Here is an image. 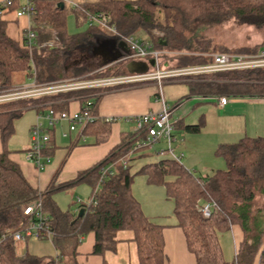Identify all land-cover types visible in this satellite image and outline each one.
Returning a JSON list of instances; mask_svg holds the SVG:
<instances>
[{"label": "trees", "instance_id": "16d2710c", "mask_svg": "<svg viewBox=\"0 0 264 264\" xmlns=\"http://www.w3.org/2000/svg\"><path fill=\"white\" fill-rule=\"evenodd\" d=\"M29 1L35 10L30 16L31 29L35 32L30 47L25 45L23 37L19 44L6 33L1 11L12 5L0 9V88L11 87L14 74H33L37 84H46L75 77L127 73L126 63L119 60L105 65L112 70H96L92 50L100 40L111 38L115 39L118 51L125 55L128 51L125 53L119 46V42H124L119 35L132 36L139 30L148 39L138 40L148 41L154 48L200 52L190 58L186 56L187 64H200L207 60L201 54L213 51L211 40L202 35L206 25L231 19L238 24L260 25L264 22V0H99L77 5L71 10L84 21L87 14L109 15L119 35L97 23L88 25L83 31L69 33L67 10L57 6L58 0ZM161 32L164 41L156 38V33ZM49 42L53 44L48 45ZM260 49H264V42L261 48H245L239 52L256 53ZM82 55L87 56L82 60L85 65H75L73 62ZM117 65L122 71L114 72ZM221 74L228 80L224 86L230 94L264 98V67ZM103 90L65 91L0 102V233L5 232L0 242V264H58L60 261L76 264V247L84 234L94 233L92 253L102 255L115 249V234L122 229L134 233L138 264H165L164 225L143 213L131 192L135 173L130 172L129 164L123 166L121 163L122 157L128 155L129 159L134 152L130 151L136 140H145V131L137 136L133 130L122 136L120 143L105 158L79 172L71 182L59 186L49 184L42 190L34 188L19 165L9 158L7 142L14 133V122L27 108L53 107L68 111L65 107L72 99L79 100L80 105L86 100L91 101V114L95 118L85 123L80 133L87 138L82 141L84 144H97L102 135L109 132L111 122L96 112L99 92ZM185 129L196 132L199 125H186ZM54 149L50 130L42 158H48ZM215 155L224 159L226 168L206 176L189 171L181 161L168 156L140 165L136 173L143 174L148 183L164 187L166 197L173 202L174 225L183 230L187 249L195 256L196 264H227L218 232L228 230L234 224L240 226L243 238L235 260L230 264H264V217L251 214L256 195H264V136H244L234 143L220 144ZM108 165L110 170L102 173L101 169ZM78 182L91 185L90 197L99 183L93 201L81 203L84 212L80 217L70 209L62 210L53 199L55 191ZM209 200L215 202V207L210 216L203 217L198 208ZM33 201L41 203L55 256H37L27 251L18 253L11 239L10 233L25 224L21 208ZM38 238H46V234Z\"/></svg>", "mask_w": 264, "mask_h": 264}, {"label": "crops", "instance_id": "0c3cea01", "mask_svg": "<svg viewBox=\"0 0 264 264\" xmlns=\"http://www.w3.org/2000/svg\"><path fill=\"white\" fill-rule=\"evenodd\" d=\"M2 1L4 0H0V2ZM26 1L27 0H12V6L1 11V18L6 22L5 30L7 35L19 44H22V36L26 29L31 28L33 25L31 18L27 15H16V12ZM59 1L63 2V7L67 10V15L73 14L78 23H83L87 21L78 18L77 14L71 10L72 7L84 3H94L99 0H58V2ZM231 21L235 22L232 19ZM143 36L144 37L141 39H148L145 34ZM156 38L158 41H164L160 33H156ZM100 41L95 47L100 45ZM263 41L259 43L256 40L252 42L253 45L251 46L246 43L243 44V42L238 44L233 43L231 37L216 39L213 35V42L211 41L213 44L212 52H239L241 49L245 48H261ZM124 50L125 53L128 51L126 43ZM162 50L169 52V50ZM175 53L179 55L184 54L183 56H186V54L196 56L200 52L179 51ZM207 53L211 52H205L204 54ZM92 57L95 58L94 66L97 68L96 70H103L110 67L100 65L102 55L98 54L94 56L92 54ZM83 59L84 58L76 59L73 63L78 66L85 65L82 62ZM185 63L187 64V61L183 62V64ZM163 64L164 63H162L161 68H159L160 70H165L166 66H168L166 62L164 65ZM217 73L220 74L222 72ZM217 73L177 77L173 79L163 78L159 81L153 79L140 84L104 89L100 93L101 95L97 102L96 112L102 119L111 120L109 123V132L103 134L101 140L97 144H84L82 141L87 138L85 136L83 137L80 133L82 132L83 126H79L75 131L69 132L67 137H62L61 133L67 131V123L61 121L51 129L52 141L54 142L55 149L51 155L46 158L47 161H49L42 168H38L32 161L26 158L25 150L29 142L30 127L37 120V114L45 113L48 107H42L41 109L27 108L21 115L26 116V119L20 121V116L14 122V133L7 142V147L10 150L9 158L19 165L23 175L34 188L42 190L49 184L54 186L67 184L71 182L79 172L89 169L105 158L109 151L120 143L122 136L131 133L135 129V122L132 121L134 116L148 112L158 113L162 106V96L170 111V115H173L172 120L175 127L173 132L175 136L177 135L179 137V140L175 137V141L184 144L185 153L188 152L186 155L183 153L180 159L184 167L194 173L198 172L197 174L202 176L211 174L219 169H225L226 163L224 159L215 155L216 147L220 144L234 143L244 136H264V98L234 96L230 94L229 90L226 89L224 85H213V83H217L218 81L215 78H208H211L210 76L213 75L217 77ZM35 83L34 79V81L19 84L18 86L28 87ZM221 87L225 88V93H220L218 90L213 89H219ZM215 91H218V93ZM220 97H226L227 101L225 104H219ZM213 102L214 106L212 105ZM80 104L81 102L79 100L72 99L67 103L65 108L68 111H75L80 108ZM210 116L213 117L211 119L213 120L214 129L217 125L220 127V125L230 123L232 120H234V123H230L232 124L231 127H220V132L213 135V147L209 148V156L203 157L199 155V150L196 146L189 144L191 136L188 132H193L186 130L185 126L197 124L200 130L201 125L206 126L208 117ZM15 133L16 135L13 137ZM58 138H60L62 142H57ZM134 153L135 151L130 155L129 159L126 158L129 166ZM146 162L144 161L139 164L142 165ZM139 178H141L139 179L141 187L148 193L147 198L144 197L145 200H139L140 202L137 200L140 203L143 213L154 222L164 225L162 236L164 240L165 264H196L195 256L187 249L183 230L174 225L176 219L173 214V202L166 197L164 187L160 184L148 183L145 176ZM78 183L87 184L91 191V185L87 182ZM75 184L77 183L67 185L53 193V199L57 205L56 193ZM81 203L82 202L79 201L76 207L67 209H70L73 213H77L78 209L81 207ZM242 238L243 232L237 224L232 225L228 230L218 233V240L223 258L227 264L235 260L238 246ZM115 240L116 244L114 250H107L102 255L93 254L94 233L88 232L84 234L76 247L74 257L75 263L103 264V262H105L106 264H138L137 244L133 231L129 229L118 230L115 234ZM24 245L23 247V244H20V248L23 247L26 249V244ZM39 254L42 253L39 252ZM55 254L56 250L54 248V255ZM37 256H52V254ZM60 262L65 264L63 261ZM60 262H58V264Z\"/></svg>", "mask_w": 264, "mask_h": 264}, {"label": "built area", "instance_id": "2783aa9c", "mask_svg": "<svg viewBox=\"0 0 264 264\" xmlns=\"http://www.w3.org/2000/svg\"><path fill=\"white\" fill-rule=\"evenodd\" d=\"M12 4V0H4L0 2V9L6 8ZM35 10L29 0L16 12L17 16L27 15L30 17ZM86 21L88 25L97 23L114 34H117L114 25H112L111 18L106 14L90 15L87 14ZM119 35V34H117ZM121 39L128 46V53L119 58V61L128 63L132 60H143L147 61L150 58L155 59V64L159 63L161 58L162 49H157L152 46L151 43L144 40H138L132 36H121ZM23 42L27 47H30L35 38V32L28 28L23 34ZM51 44V43H49ZM207 58L206 62L194 65H187L174 69L149 70L147 73H124L121 75L103 76L96 78H69L59 82L46 83V84H32L28 87L22 86H11L9 88H0V102L16 100L21 98L38 97L48 94H55L65 91H77L86 90L91 88H113L127 85L140 84L146 81L157 79L158 81L165 79H173L177 77L194 76V75H205L217 72H228L235 70H244L264 67V49H260L256 53H242V52H211L205 54ZM156 68V66H155ZM160 84V83H159ZM101 93V92H99ZM227 101L226 97L219 98V104L223 105ZM162 106L158 113L148 112L141 115H136L132 118L135 122L134 131L137 132V136L141 132H146V138L144 141L136 140L132 144L130 152L150 146L151 142L157 141L164 138L168 143V149L160 150V154H166L169 152L170 155L180 161V156H175L173 148L171 147L172 142L176 140L173 135L174 122L171 118L170 111L165 104L164 98L161 96ZM91 101L86 100L79 109L75 111H59L53 107L47 109L45 113L37 114V120L32 124L29 130V142L26 147V158L32 161L38 168H42V150L46 146L50 137V130L61 121L67 123V131L61 133L62 137H67L69 132H73L79 126H83L88 121L95 118L91 114ZM109 120V119H106ZM128 155L121 158V163L126 166ZM111 166H105L101 169L102 173L110 170ZM98 184L94 187L93 194L89 198V201H93L94 194L98 190ZM215 202L213 200L206 201L199 206L198 210L203 217L210 216ZM21 213L25 224L18 230L10 233L11 239L16 246L20 248L21 242L29 237H39L42 234H46V238L51 236V231L47 228L44 223L43 215L41 211L40 201H33L29 204L24 205L21 208ZM5 237V232L0 233V242Z\"/></svg>", "mask_w": 264, "mask_h": 264}, {"label": "rangeland", "instance_id": "374dc122", "mask_svg": "<svg viewBox=\"0 0 264 264\" xmlns=\"http://www.w3.org/2000/svg\"><path fill=\"white\" fill-rule=\"evenodd\" d=\"M66 25H67L68 32L74 33V32H78V31L86 29L88 23L87 22L78 23L73 14H68L66 16ZM160 34L162 35V32ZM143 35L144 34L139 30V31H136L132 35V37L140 39L144 37ZM202 35L205 38L210 39L212 42H213V35H214L216 39H226L227 37L228 38L231 37L233 43L238 44L240 42L241 43L243 42V44L246 43L252 46L253 45L252 42L256 40L259 43H261V41L264 40V22L261 23L260 25H252V24H238L231 20H225L220 23H213V24L206 25L205 28L202 29ZM49 43L48 45H51ZM100 45H102L104 48L109 50L111 53L118 51V46H117L115 39L110 38V39L101 40ZM178 55L179 54L175 53L174 51L166 52L162 50L159 63L157 65L155 64L156 68L154 69L160 70L159 68H161L162 63L165 64V62L168 63V66L165 65L166 69H174L178 67H183V65L184 66L187 65L186 63L183 64V62L187 61L186 56H188L189 58L193 57L190 54H186V56H183L184 54H181L179 55V57ZM201 56L205 57V54L203 53L201 54ZM88 60L90 59L88 58ZM116 67H117L116 68L117 70H115L114 72L122 71L121 67H118V66ZM108 69L112 70L113 68H108ZM103 70L107 71L106 68ZM223 75L224 74L220 73L219 76L215 77L213 75V76H210L211 78H208V79L215 78L218 81L217 83L220 84L219 86H223L224 84L228 82L227 79L222 77ZM31 81H34L33 74L32 75L14 74L12 76V85H15V86H18L19 84H23V83H29ZM213 89L218 90L220 93L226 92L225 88L223 87L219 89H216V88H213ZM218 91H215V92L218 93ZM212 105L214 106V102ZM172 116L173 115H171V118ZM211 118L213 117L211 116L208 117L206 126L201 125L200 130L198 132H193V133L188 132V134H190L191 136V140L189 144H192V146H196L199 150V155H202L203 157L209 156V153H210L209 148L213 147V135H215V133L217 132H220L221 130L220 127L221 128L231 127L232 124L230 123H234V120H232L230 123H225V125L224 124L220 125V127L217 125L216 127L217 129L216 128L214 129L213 120ZM20 119H21L20 121H23L26 119V116L23 115L21 116ZM16 133L14 134L13 137H15ZM175 137L179 140V137L177 135ZM57 142L60 143L62 142V140L58 138ZM149 145L150 146H145L143 149L135 152L134 156L132 157L133 159L130 163L129 170L130 172L135 173L133 177V182H132V193L137 198L138 201L145 200V198H147V195H148V193L141 187L140 182H139V179H141L139 177H144V175L136 173L140 164L144 161L145 162L146 161H149V162L157 161L159 158L163 156L172 157L169 152H166V154L159 153L160 150L166 151L169 147L167 141L164 138L151 142ZM171 147L173 148V153L175 156H180L181 154L183 155V153H185L184 144H181V142L179 141L172 142ZM48 161L45 157H43V159L41 160V162H43L42 163L43 167ZM195 173L197 174L198 172H195ZM78 189H82V190H78ZM90 192H91L90 187L87 184L77 183L67 189L60 190L59 192L56 193L58 205L60 206L61 209H67V208L76 207L79 201L82 203H87L90 198ZM251 214L264 217V195H262L261 193H258L256 195V198L253 204L251 205ZM21 244H23V247L25 246L24 244H26V249L23 247L17 248V251L19 253L27 250L28 252L35 254V255L52 254V256H55L53 244L51 242V236H49L48 238H43V239H40L37 237H29L25 239L23 242H21ZM39 252H41L42 254H39ZM59 264H63V263L60 262Z\"/></svg>", "mask_w": 264, "mask_h": 264}, {"label": "water", "instance_id": "95a60500", "mask_svg": "<svg viewBox=\"0 0 264 264\" xmlns=\"http://www.w3.org/2000/svg\"><path fill=\"white\" fill-rule=\"evenodd\" d=\"M57 6L63 7V2H61V1L57 2ZM119 46L124 49L125 43L121 41V42H119ZM92 54L94 56H96L98 54L102 55V60L100 63L101 66H105L111 62L118 61L119 58H121L123 55L119 51H115V52L111 53L109 50L104 48L102 45H99L98 47H94L92 50ZM125 67L127 69V72H129V73H139V74L147 73L150 70V68L155 67V59L150 58L147 61L132 60V61H129L128 63H126ZM83 212H84V207H80L78 209L77 216L80 217Z\"/></svg>", "mask_w": 264, "mask_h": 264}, {"label": "flooded vegetation", "instance_id": "af4514ba", "mask_svg": "<svg viewBox=\"0 0 264 264\" xmlns=\"http://www.w3.org/2000/svg\"><path fill=\"white\" fill-rule=\"evenodd\" d=\"M86 57H87V56H83V55H82V57H81L80 59H82V58H86Z\"/></svg>", "mask_w": 264, "mask_h": 264}]
</instances>
